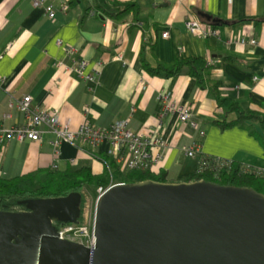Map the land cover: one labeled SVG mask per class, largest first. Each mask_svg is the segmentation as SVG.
Masks as SVG:
<instances>
[{
    "label": "crops",
    "instance_id": "1",
    "mask_svg": "<svg viewBox=\"0 0 264 264\" xmlns=\"http://www.w3.org/2000/svg\"><path fill=\"white\" fill-rule=\"evenodd\" d=\"M44 1L55 10L53 17L31 0H0V126L24 123V114L10 99L30 95L32 107L56 108L60 123L71 130L84 122L108 127L124 118H129L133 131L152 132L160 124L155 134L164 146H151V152L161 153L156 170L163 172L166 182L193 173L202 156L264 168V148L249 132L255 129L263 135L260 124H220L237 118L228 109L230 102H237L245 113L264 112V0ZM129 4L137 13L117 19L106 12ZM250 17L252 21H242ZM186 19L198 20L215 33L193 34ZM252 38L256 43H250ZM68 49L74 50L72 57ZM196 56L209 64L205 83L216 82L225 99L221 105L209 86L201 88L194 77L152 75L142 65H170ZM79 59L86 61L82 75L77 71ZM87 74L95 81L87 80ZM166 92L172 103L191 108L196 128L180 122L176 112L161 115L158 94ZM39 128L38 141L0 142L1 177L55 169L54 165L64 170L88 164L94 174L103 171L102 161L90 152L106 154L107 145L92 151L87 144L63 141L55 155L54 134L44 125ZM193 144L196 154L187 156L183 147Z\"/></svg>",
    "mask_w": 264,
    "mask_h": 264
},
{
    "label": "water",
    "instance_id": "2",
    "mask_svg": "<svg viewBox=\"0 0 264 264\" xmlns=\"http://www.w3.org/2000/svg\"><path fill=\"white\" fill-rule=\"evenodd\" d=\"M79 202L70 193L0 210V264H264V194L251 188L151 179L107 186L96 200L93 249L56 237L52 220L77 222Z\"/></svg>",
    "mask_w": 264,
    "mask_h": 264
},
{
    "label": "built area",
    "instance_id": "3",
    "mask_svg": "<svg viewBox=\"0 0 264 264\" xmlns=\"http://www.w3.org/2000/svg\"><path fill=\"white\" fill-rule=\"evenodd\" d=\"M34 7H41L45 10L48 17L55 15V10L50 4L45 3L44 0H31ZM63 9L65 7L63 6ZM185 26L189 32L200 36H207L214 34L212 27L204 28L198 20L186 19ZM167 31L162 33L166 37ZM250 43H256L255 39H250ZM74 54L73 49L67 50V55ZM86 65V61L79 59L78 73L82 75V68ZM85 78L94 82L95 78L92 74H87ZM158 99L162 105L161 115L170 112H176L180 122H188L192 127L196 128L197 123L192 119V111L188 105L175 104L170 101L169 93H159ZM11 105L16 107L24 114L25 121L20 126H11L5 128L0 126V142L4 140L16 139L23 141L25 139L38 141L40 139L42 130L40 125L47 127L48 131L54 134L52 144L54 146V153L57 155V147L61 142H70L79 144H87L93 150L102 145H107L106 154L112 156L120 167V171L128 170H149L151 173L158 174L156 166L161 159V153L153 155L151 146H164V142L155 134L157 128L150 132L146 128L140 131H133L128 126L129 118L118 119L112 122L108 127H97L84 122L79 125L77 129L71 130L68 124H61L59 121V111L54 108L38 109L31 106V96L23 95L21 98L11 96ZM133 111V108L131 109ZM131 116V115H129ZM202 133V131H201ZM183 151L187 156L194 157L197 151V145L183 147ZM231 160H224L215 158L213 165L208 166V162L201 158L197 166V172L210 167L213 171H220L222 168L231 164ZM56 169V165L54 167ZM242 171L250 172L257 177L264 178V168L254 167L250 165L241 164ZM119 182L111 178L110 185ZM106 188V187H105ZM101 186L97 187V196L89 199L84 196L80 210V218L77 222H57L52 220L56 237L58 239L77 242L93 249L95 245V236L93 233L95 205L98 195L105 189ZM84 189V188H83ZM83 192V191H82Z\"/></svg>",
    "mask_w": 264,
    "mask_h": 264
},
{
    "label": "trees",
    "instance_id": "4",
    "mask_svg": "<svg viewBox=\"0 0 264 264\" xmlns=\"http://www.w3.org/2000/svg\"><path fill=\"white\" fill-rule=\"evenodd\" d=\"M130 11L137 13L134 4L126 5L118 12H106L110 17L120 19L124 18ZM252 20L253 18L250 17L242 21L249 22ZM142 65L152 75L160 74L168 78H174L179 74L185 73L194 77L201 88H205L208 85V81L207 84L205 83V76L210 66L204 58L199 56L177 59L170 65L159 63L155 67H151L146 62H143ZM208 86L215 95L218 104L224 103L225 99L221 98L216 82H212ZM228 109L236 112V120L228 123L221 122L220 124L223 126H245L246 120L257 121L263 130V135H260L255 129H250L249 132L260 141L264 148V112L250 111L245 113L237 102H230ZM90 154L102 161L104 169L101 173L94 174L91 171L90 165L80 164L68 166L64 170L47 169L12 178L0 176V210H26L25 200L63 197L70 193L80 194L79 208L81 210L83 202L82 189L85 185L105 188L110 184L111 178L114 180L120 179L118 181L124 183H134L150 179L166 182L163 172L154 174L149 170L138 169L122 172L112 156L103 153L97 155L94 152H90ZM201 158L208 162V166L213 165L215 161V158L211 156H202ZM195 180H205L221 185L248 187L264 194V178L242 171L241 164L238 162L232 161L229 166L222 168L220 171H213L210 167L201 172H197V169H195L193 173L180 177L178 182H191ZM79 218L80 213L74 220L78 221ZM67 222L73 221L69 219Z\"/></svg>",
    "mask_w": 264,
    "mask_h": 264
},
{
    "label": "rangeland",
    "instance_id": "5",
    "mask_svg": "<svg viewBox=\"0 0 264 264\" xmlns=\"http://www.w3.org/2000/svg\"><path fill=\"white\" fill-rule=\"evenodd\" d=\"M121 177V176H120ZM120 179H117V181ZM97 187L99 186H92V185H85V188L82 189V193L84 196L88 197L89 199H93L95 197H93V195L95 194V189H97Z\"/></svg>",
    "mask_w": 264,
    "mask_h": 264
}]
</instances>
